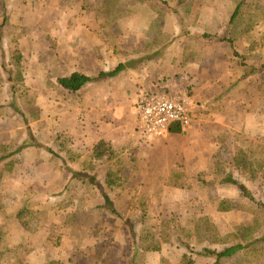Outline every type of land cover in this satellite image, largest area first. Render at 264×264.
<instances>
[{
    "label": "rangeland",
    "instance_id": "rangeland-1",
    "mask_svg": "<svg viewBox=\"0 0 264 264\" xmlns=\"http://www.w3.org/2000/svg\"><path fill=\"white\" fill-rule=\"evenodd\" d=\"M239 4L242 12L232 26ZM4 20L0 249L12 246L15 251L3 264H90L89 255L95 252L100 256L98 264H131L130 228L135 227L139 236L143 212L151 215L148 225L157 226L171 218L187 226L192 217L208 215L224 235L253 223L257 211L236 184L208 182L222 178L216 169L223 164L251 197L264 203V171L240 175L234 166L239 147L249 150L252 141L264 145V0H0V25ZM80 25L86 28L83 37L99 38L97 56L110 62L108 54L114 53L126 69L139 71L140 80L153 81L156 89L146 92L175 91L194 104L192 125L181 134L148 142L132 111L138 92L131 93L112 149L116 159L131 169L114 178L112 196L120 190L129 192L121 194L119 216L93 209L95 214L87 218L80 212V200L100 204L96 186L90 193L84 185L71 182L65 188L70 202L65 201L64 208L57 201L64 187L53 184L57 177H83L81 171L73 175L67 163L73 159L77 163L81 155L72 146L86 135L81 132L71 138L65 132L86 123L80 112L75 120L64 119L71 107L80 109L79 94L66 93L58 83L78 67L69 64L80 60L77 48L84 46V39L70 36L75 28L81 31ZM19 55L20 65L15 62ZM84 63L89 69L98 66L91 60ZM15 74H22V83H14ZM125 74L121 83L136 76ZM55 98L63 100L54 102ZM99 164L91 162L88 167L105 177L112 163ZM218 200L232 202L230 211H219ZM130 201L133 207L126 205ZM95 225L101 234L91 237ZM38 230L45 231V241L34 236ZM257 237H264V224ZM184 252L173 240L161 252L138 254L137 264H160L162 257L178 264ZM122 256L128 260L122 262ZM192 257L197 264L215 262L196 252Z\"/></svg>",
    "mask_w": 264,
    "mask_h": 264
},
{
    "label": "trees",
    "instance_id": "trees-1",
    "mask_svg": "<svg viewBox=\"0 0 264 264\" xmlns=\"http://www.w3.org/2000/svg\"><path fill=\"white\" fill-rule=\"evenodd\" d=\"M241 5L239 4L231 19V25L234 26L236 21L241 15ZM6 25V20L0 25V35L4 32ZM2 37V36H0ZM22 56L15 57V62L20 65ZM19 68V67H17ZM125 67L120 65L114 72L111 73H101L98 77L93 78L80 73H73L69 76L62 77L58 79V83L66 90L78 93L86 85L97 80L106 79L108 77H115ZM12 78L14 83H22V74H15ZM16 86L13 85V88ZM184 128L181 125L176 124L170 129L172 134H181ZM250 149L247 150L244 147H239L234 157V166L240 175L256 176L264 171V145L255 144V142H250L248 146ZM93 159L100 163L99 165L112 163V168L110 171L106 172L105 181H97L99 175V170L95 169L96 177L88 181V186L86 187L90 193H93L94 187L100 192L103 198V204L99 205H88L87 202L81 201L80 212L87 214V209L89 207L96 210H109L112 215L119 216V199L121 194L129 193L128 190L117 192L115 196H112V188L116 187V181L114 178H120L125 176L131 171L128 169L112 152L110 144L103 141L96 146L93 151ZM102 163V164H101ZM223 165V164H222ZM222 165L217 167V171L222 178H214L212 182L222 183H233L236 184L243 193V196L249 199L252 207L257 211L256 218L251 225H241L235 229L233 233L223 234L214 223V221L208 215H200L192 217L190 224L187 226H182L177 223V220L171 218V220H162L159 226L148 225V219L150 214L143 212L139 218L141 227L139 236L135 227L130 228V233L132 236V258L131 264H137V255H145L148 253L161 252L163 245L171 243V241H177V243L184 248V254L182 261L178 264H197L192 253L196 252L202 256L214 259V264H264V237L258 238L257 234L262 231L264 224V203L259 202L255 198L251 197L248 190L240 184L238 181L232 177V175L226 173ZM93 171V170H92ZM73 175L77 176L78 172L71 171ZM93 174V173H92ZM179 177H177L178 179ZM220 179V181H219ZM126 181L122 178L121 182ZM179 188H184L183 185L177 184ZM125 187V186H120ZM118 187V188H120ZM117 198V199H116ZM86 201V199H85ZM232 202L229 200H218V210L222 212H229L230 205ZM129 207H133L132 201L128 204ZM95 211V210H94ZM33 214V213H32ZM72 226V225H71ZM132 226V225H129ZM31 228V226L29 225ZM1 232V231H0ZM92 233L94 235L101 234L96 225L93 228ZM1 235V234H0ZM138 238V240H137ZM57 239V238H56ZM2 242V235L0 236V245ZM15 251V250H14ZM13 248L8 250L7 248L0 249V264H3V260L9 254L14 253ZM97 252L93 255H89L88 261L91 264H98L96 261L100 256ZM128 258L122 256L121 261L126 262ZM160 264H173L165 257H162Z\"/></svg>",
    "mask_w": 264,
    "mask_h": 264
},
{
    "label": "crops",
    "instance_id": "crops-1",
    "mask_svg": "<svg viewBox=\"0 0 264 264\" xmlns=\"http://www.w3.org/2000/svg\"><path fill=\"white\" fill-rule=\"evenodd\" d=\"M80 27H81V31L78 30L77 28L73 30V34L70 36L71 38L73 39L79 38L80 40V38L84 36L83 31L86 28L84 27V25H80ZM86 32H88V29ZM83 39H84V46L80 45L77 48V53H79V55L81 56L80 60L75 59L73 63L69 64L70 67L71 65L73 67L78 66L77 68L74 69V71L71 72V74L80 73V74L87 75L89 77L96 78L101 73L108 74V73L114 72L120 65L124 66L123 63H120L119 57L115 56L114 53L108 54V59L110 60V62L104 61L102 55L97 56V49L99 47L98 43L100 42H99V38L96 35H87L86 37H83ZM85 43L87 44L89 43V45L86 46ZM84 60H91L93 62H96V64L98 62V66L96 67V69H93V68L89 69L88 67L84 65L85 64ZM124 67L125 69L120 72L121 74H117L115 77H108L106 79L97 80V81H94L86 85L81 91L78 92L80 109H75L74 107H71L69 112L68 111L64 112L65 114L64 119L65 117H69V118H72V120H75L76 116L77 115L79 116L78 112H80L82 113V117L79 116V118L81 120L84 119L86 123V126L81 125V127L77 128L76 130L73 129L72 127H69V129L65 132L66 134H70L69 137L71 138L74 135L79 134L81 132H83V135H86V136H84L83 139L80 140V142L72 146L73 149L77 150L79 152L78 154L81 155L80 157H78L79 159L77 160V163H73L75 162L74 159L72 161L69 160V162L67 163V165L70 167L69 170L71 171L73 170L76 172L81 171L83 172V177L82 178H72V179H67V180H65V177L64 179L62 177H57V180H54L53 182V184L60 183L64 187V190H65L64 194L61 197H58L59 200H57L58 202L62 201L65 204L64 208L66 207L65 201H67V203L70 202L69 201L70 199H68L70 198L69 191L68 189L67 190L65 189L66 187L68 188L71 186L73 182H76L78 183L77 185H80L82 187L84 185V187L86 188V185H88L87 181H90L93 177H96L95 169L94 171H92V169L88 167V164H90L91 162H98L92 158L93 151L96 148V145H98L100 142L105 141L108 144H110L111 149H113V147L115 146V144L113 143V140H115L114 136L118 134L120 130L122 109L127 107L128 104L132 102L130 100L132 96L131 93L134 91V93L138 92V95H139L142 92L152 91L156 89L152 80H140L139 79V75H138L139 71L136 72V70H134L133 68L127 67L126 69V66ZM125 71L132 73L129 75L135 74L136 76L135 78L128 77V80L126 83H121L120 82L121 77L127 75L125 74L126 73ZM66 93L71 94L72 92L66 90ZM63 99H66V98L64 97ZM63 99L55 98L54 102H60ZM121 102H125V103H121ZM65 103L67 102L65 101ZM131 105L133 108L134 102H132ZM93 111H94V114L88 117L89 114L92 113ZM193 115H194V110L192 113V122H193ZM95 119H97V121H95ZM98 124L101 125L100 129L96 126ZM190 125H192V123ZM170 134L172 133H169V135ZM89 147H91L90 150L88 149ZM85 154H86V157H85ZM84 173H88V175H84ZM69 178H71V176ZM96 178H97V181H100V180L105 181L104 176L102 177L98 176ZM96 195L98 197V201L100 202V204H103V200H102L103 198L101 197V194L99 191L97 192ZM81 201L86 202L87 200L86 201L85 199L80 200L79 206L81 205ZM45 207H49V205H47L46 203ZM49 208L51 209V205ZM101 211L106 212L105 209L99 210V212ZM94 212L95 211H93V208L89 207V210L87 209V218H91L92 215L95 214ZM68 228L70 230V225H68ZM90 232H91V237H92L93 233L92 231H89V234ZM25 233L28 236L33 235L32 233H28V232H25ZM36 235L41 236L44 239V241L47 238L44 230H38L34 236Z\"/></svg>",
    "mask_w": 264,
    "mask_h": 264
},
{
    "label": "built area",
    "instance_id": "built-area-1",
    "mask_svg": "<svg viewBox=\"0 0 264 264\" xmlns=\"http://www.w3.org/2000/svg\"><path fill=\"white\" fill-rule=\"evenodd\" d=\"M193 110V101L178 92H145L138 95L133 114L142 136L156 142L167 138L174 124L190 126Z\"/></svg>",
    "mask_w": 264,
    "mask_h": 264
}]
</instances>
